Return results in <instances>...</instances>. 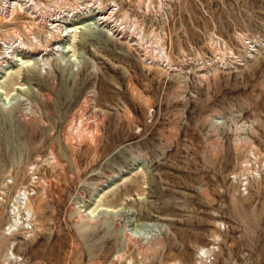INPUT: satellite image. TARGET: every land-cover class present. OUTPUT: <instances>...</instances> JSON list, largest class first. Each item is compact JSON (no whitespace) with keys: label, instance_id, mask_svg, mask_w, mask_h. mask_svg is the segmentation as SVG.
<instances>
[{"label":"rangeland","instance_id":"obj_1","mask_svg":"<svg viewBox=\"0 0 264 264\" xmlns=\"http://www.w3.org/2000/svg\"><path fill=\"white\" fill-rule=\"evenodd\" d=\"M0 264H264V0H0Z\"/></svg>","mask_w":264,"mask_h":264}]
</instances>
